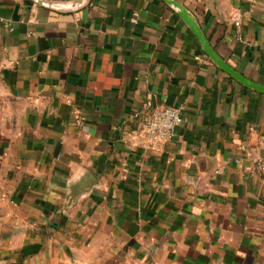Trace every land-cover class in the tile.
Segmentation results:
<instances>
[{"label":"crops","instance_id":"1","mask_svg":"<svg viewBox=\"0 0 264 264\" xmlns=\"http://www.w3.org/2000/svg\"><path fill=\"white\" fill-rule=\"evenodd\" d=\"M173 1L264 87V0ZM259 163L264 92L170 3L0 0V264H264Z\"/></svg>","mask_w":264,"mask_h":264},{"label":"built area","instance_id":"2","mask_svg":"<svg viewBox=\"0 0 264 264\" xmlns=\"http://www.w3.org/2000/svg\"><path fill=\"white\" fill-rule=\"evenodd\" d=\"M231 19L238 30L242 26V16L238 11L231 15ZM136 120L140 122L141 133L147 137V144L151 149L160 150L170 142L176 135L177 129L182 123V116L178 109L156 108L148 114H136ZM82 116L79 110L75 111V122L82 124ZM264 169V163H259Z\"/></svg>","mask_w":264,"mask_h":264},{"label":"water","instance_id":"3","mask_svg":"<svg viewBox=\"0 0 264 264\" xmlns=\"http://www.w3.org/2000/svg\"><path fill=\"white\" fill-rule=\"evenodd\" d=\"M165 1L170 3L171 5H173L177 9H179L183 19L190 25V27L192 28V30L194 31V33L196 34V36L200 40L201 44L203 45L205 51L208 53V55L212 58V60L217 65H219L224 71H226L231 76L235 77L236 79H238L240 82L244 83L245 85H247L249 87H253L255 89H258V90L264 92L263 86L257 85L255 83L249 81L248 79H246L245 77H243L239 73L232 70L226 63H224L221 60V58L212 50L209 42L207 41L206 37L203 35L201 30L199 29L197 23L195 21H193L192 17L189 15V13L182 6H180L178 3H176L173 0H165Z\"/></svg>","mask_w":264,"mask_h":264}]
</instances>
